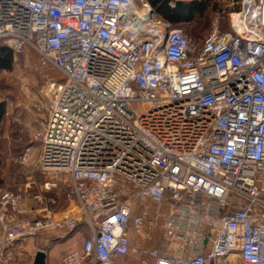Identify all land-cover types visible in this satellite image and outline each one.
Wrapping results in <instances>:
<instances>
[{
    "label": "built area",
    "instance_id": "2783aa9c",
    "mask_svg": "<svg viewBox=\"0 0 264 264\" xmlns=\"http://www.w3.org/2000/svg\"><path fill=\"white\" fill-rule=\"evenodd\" d=\"M240 4L199 44L149 0H0V43L61 74L34 138L39 167L70 178L61 215L0 190V264L81 222L62 264H264V0ZM19 106L6 115L21 123Z\"/></svg>",
    "mask_w": 264,
    "mask_h": 264
},
{
    "label": "rangeland",
    "instance_id": "374dc122",
    "mask_svg": "<svg viewBox=\"0 0 264 264\" xmlns=\"http://www.w3.org/2000/svg\"><path fill=\"white\" fill-rule=\"evenodd\" d=\"M136 1L140 3V0ZM149 1L153 4V0ZM170 1L175 3L176 0ZM208 2L204 13L193 15L185 13L181 16V20L171 21L174 27L183 28L192 40L199 44L217 28L230 29L232 13L241 6L240 0H209ZM159 3H162V0H159ZM160 13L164 16L162 12ZM1 45L7 44L0 43ZM47 75L61 77L60 72L52 65H43L37 52L30 48L23 53H14L12 66L0 70V101L5 104L8 101H22L24 105L17 109L23 119L21 123L5 116L0 125V190L21 189L26 197L25 204L31 210V215L35 217L48 214V210L52 214L57 212L61 215L60 212L68 207L65 192L70 183L69 175L63 172H45L38 165L41 141L35 139L34 134L42 131L44 115L34 108V104L47 98ZM26 88L28 91L25 90ZM52 179L59 181L58 187L50 191L45 190V181ZM37 194H41L43 199L36 198ZM49 197H54L57 203L48 201L46 198ZM82 226L81 232L84 236L89 230L86 224ZM156 234L161 239L160 228L156 230ZM78 236H80L79 232L71 241ZM63 247H67V244ZM61 248L56 246L53 251Z\"/></svg>",
    "mask_w": 264,
    "mask_h": 264
},
{
    "label": "crops",
    "instance_id": "0c3cea01",
    "mask_svg": "<svg viewBox=\"0 0 264 264\" xmlns=\"http://www.w3.org/2000/svg\"><path fill=\"white\" fill-rule=\"evenodd\" d=\"M7 111V103L5 104ZM5 111V116L6 115ZM4 116V117H5ZM3 121V120H2ZM2 123V122H1ZM83 222L74 230L70 231L65 229L58 234H51L48 232L40 233L35 238L29 239L25 243H17L10 248V256L12 258L9 264H23L26 262H32L36 264V257L39 251H44L46 253L45 264H62V257L65 253L71 251L70 249H81L84 243V240L90 233V228L88 227V234L82 235L81 229ZM79 232L80 236L75 238L74 241H71L73 236ZM83 236V237H82ZM132 236H134L132 234ZM67 244V247H63ZM58 246L61 250L53 251L55 247ZM72 249V250H73ZM36 253L35 258H33L30 253ZM142 256L138 253H129L123 255L116 264H144L142 261ZM150 260V259H149Z\"/></svg>",
    "mask_w": 264,
    "mask_h": 264
},
{
    "label": "trees",
    "instance_id": "16d2710c",
    "mask_svg": "<svg viewBox=\"0 0 264 264\" xmlns=\"http://www.w3.org/2000/svg\"><path fill=\"white\" fill-rule=\"evenodd\" d=\"M170 0H153V4L157 9L164 14L170 21H179L183 14L193 15L194 13L202 14L205 12L209 0H176L175 6L169 4ZM14 59V51L8 45L0 46V70L8 69L12 66ZM6 106L3 101H0V125L5 116Z\"/></svg>",
    "mask_w": 264,
    "mask_h": 264
},
{
    "label": "water",
    "instance_id": "95a60500",
    "mask_svg": "<svg viewBox=\"0 0 264 264\" xmlns=\"http://www.w3.org/2000/svg\"><path fill=\"white\" fill-rule=\"evenodd\" d=\"M46 253L44 251H39L36 257V264H45Z\"/></svg>",
    "mask_w": 264,
    "mask_h": 264
}]
</instances>
